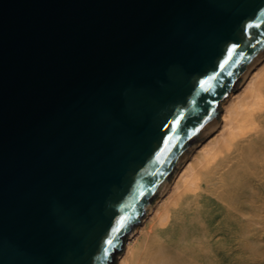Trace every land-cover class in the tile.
I'll use <instances>...</instances> for the list:
<instances>
[{
	"label": "water",
	"instance_id": "1",
	"mask_svg": "<svg viewBox=\"0 0 264 264\" xmlns=\"http://www.w3.org/2000/svg\"><path fill=\"white\" fill-rule=\"evenodd\" d=\"M263 54L264 0H0V264H118Z\"/></svg>",
	"mask_w": 264,
	"mask_h": 264
},
{
	"label": "bare ground",
	"instance_id": "2",
	"mask_svg": "<svg viewBox=\"0 0 264 264\" xmlns=\"http://www.w3.org/2000/svg\"><path fill=\"white\" fill-rule=\"evenodd\" d=\"M118 264H264V54L222 101Z\"/></svg>",
	"mask_w": 264,
	"mask_h": 264
},
{
	"label": "snow or ice",
	"instance_id": "3",
	"mask_svg": "<svg viewBox=\"0 0 264 264\" xmlns=\"http://www.w3.org/2000/svg\"><path fill=\"white\" fill-rule=\"evenodd\" d=\"M233 51H234V49H233ZM225 63H227V62H225ZM109 244H111V241H109Z\"/></svg>",
	"mask_w": 264,
	"mask_h": 264
}]
</instances>
